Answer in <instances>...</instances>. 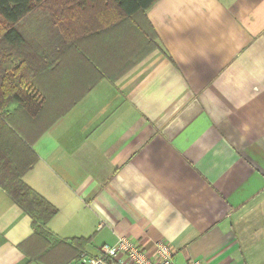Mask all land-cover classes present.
Segmentation results:
<instances>
[{
	"label": "crops",
	"instance_id": "1",
	"mask_svg": "<svg viewBox=\"0 0 264 264\" xmlns=\"http://www.w3.org/2000/svg\"><path fill=\"white\" fill-rule=\"evenodd\" d=\"M99 1L54 10L36 43L44 120L67 110L22 176L57 210L49 262L73 264V239L96 256L125 236L149 254L167 243L174 264H264V0L129 17ZM32 234L0 188V264H41L20 248Z\"/></svg>",
	"mask_w": 264,
	"mask_h": 264
},
{
	"label": "trees",
	"instance_id": "2",
	"mask_svg": "<svg viewBox=\"0 0 264 264\" xmlns=\"http://www.w3.org/2000/svg\"><path fill=\"white\" fill-rule=\"evenodd\" d=\"M110 1L129 17L145 11L157 0ZM99 2L111 3L109 0ZM95 4L97 0H0V188L31 219L33 234L20 245L30 262L51 264L49 251L54 246L64 245L52 241L45 229L57 210L26 186L22 176L37 162L33 152L35 141L67 110L44 120L48 101L37 85L38 64L35 60L39 52L35 47L31 49L17 25L36 10L48 11L45 21L54 24V10L63 9L61 6L69 9ZM20 117L24 118L23 123H29L27 127L14 124ZM39 121L43 122L38 124ZM25 131H28L27 135ZM88 243L89 240L84 239L70 241L75 262Z\"/></svg>",
	"mask_w": 264,
	"mask_h": 264
},
{
	"label": "built area",
	"instance_id": "3",
	"mask_svg": "<svg viewBox=\"0 0 264 264\" xmlns=\"http://www.w3.org/2000/svg\"><path fill=\"white\" fill-rule=\"evenodd\" d=\"M73 264H174L172 248L165 242H157L153 254L143 246L120 236L112 246H102L96 256L81 253ZM189 264H201L193 260Z\"/></svg>",
	"mask_w": 264,
	"mask_h": 264
},
{
	"label": "rangeland",
	"instance_id": "4",
	"mask_svg": "<svg viewBox=\"0 0 264 264\" xmlns=\"http://www.w3.org/2000/svg\"><path fill=\"white\" fill-rule=\"evenodd\" d=\"M45 19L46 16L44 12L36 10L17 25V29L27 38V42L31 49L35 47L38 50L41 44L37 46L36 43L47 34L46 28L48 26H54V24L47 23ZM44 32L46 33L44 34Z\"/></svg>",
	"mask_w": 264,
	"mask_h": 264
}]
</instances>
